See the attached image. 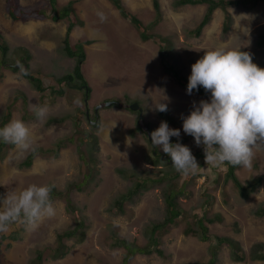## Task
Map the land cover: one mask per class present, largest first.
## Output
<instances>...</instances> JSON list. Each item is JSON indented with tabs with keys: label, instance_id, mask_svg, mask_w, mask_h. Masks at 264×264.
I'll use <instances>...</instances> for the list:
<instances>
[{
	"label": "rangeland",
	"instance_id": "374dc122",
	"mask_svg": "<svg viewBox=\"0 0 264 264\" xmlns=\"http://www.w3.org/2000/svg\"><path fill=\"white\" fill-rule=\"evenodd\" d=\"M71 1L83 25L72 32L71 45L78 41L94 42L86 47L87 59L82 66L92 90L91 112L94 108L96 112L101 103L115 101L113 99L122 101L127 96L139 99L145 94L146 104H143L153 114L149 119L155 123L154 129L161 123L155 105L165 103L172 110V116L182 121L178 128L169 126L180 130L179 138L171 137L170 143L188 146L194 156L199 150L204 151V145L197 146L194 139L181 141L187 135L183 131V118L194 110V103L198 106L201 100H210L188 94L174 82L164 71L159 44L154 39L143 42L138 31L121 17L111 2L58 0V4L65 6ZM176 1L159 0L161 16L152 0H123V4L149 26V34L172 37L174 60L184 74L191 75L192 64L202 58L205 51L221 46L249 52L264 68V45L259 44L264 33V3L251 9L229 8L231 30L227 34L222 32L227 14L216 10L210 24L197 37L190 32L202 22L208 6L177 7ZM10 2L0 0V32L12 52L29 51L31 74L42 77L50 91L63 89L56 78L76 65L74 59L61 51L69 20L54 22L38 13L37 10L50 8L48 0H19L15 14L20 19L14 21L9 16ZM97 11L106 15L105 22L100 21ZM95 40L101 41L103 46L100 48ZM0 71L3 73L0 77V123L9 107L11 120L21 119L30 127L35 150L51 151L37 153L31 166L23 167L32 151L20 153L7 143L9 149L0 153L3 157L0 159V196L4 198L9 191L18 193L31 184L49 185L56 195L53 199L56 215L43 218L35 230L17 222L6 233H0V264H124L130 251L122 242L130 248L148 245L153 226L163 223L167 214L166 181L150 183L131 198H123L136 181L129 176L124 178L119 171L135 172L150 180L159 178L157 172L149 169L153 168L149 164L152 148L146 139L139 134L129 137L136 124V115L116 106L105 108L99 111V125L91 126L96 120L87 114V120L84 117L83 90L65 86L63 95L49 98L46 93L41 96L20 71L7 70L3 65ZM77 99L81 101L79 105L74 102ZM32 104L46 105L47 115L43 119L34 116L24 120L26 114H34L30 109ZM63 116H68L64 123L48 124L51 118ZM174 139L178 141L174 143ZM60 143L61 147L57 148ZM56 150H60L58 155L54 154ZM196 160L198 165L203 162L204 166L195 172L204 171L208 180L196 178L189 183L187 194L177 200L182 218L160 230V248L165 257L156 252L137 254L127 264H208L212 258L211 243L203 241L199 233L186 234L197 216H202V204H206L208 217L215 219L213 224L205 223L211 229L210 236L236 240L246 257L244 262L237 263L225 247L218 254L216 264H264L251 259L253 247L264 244V217L255 214L264 206V149L256 152L251 169L240 167L236 172L244 185L262 178L248 200H243L234 182L226 178L225 163L216 167L207 165L205 159ZM77 186L83 189L78 190ZM68 200L73 209L69 208ZM77 218L83 224L78 237L63 240L69 253L63 259H53L59 235L80 227ZM148 247L154 249L153 245ZM40 253L42 261L39 263Z\"/></svg>",
	"mask_w": 264,
	"mask_h": 264
},
{
	"label": "clouds",
	"instance_id": "9594fccd",
	"mask_svg": "<svg viewBox=\"0 0 264 264\" xmlns=\"http://www.w3.org/2000/svg\"><path fill=\"white\" fill-rule=\"evenodd\" d=\"M96 15L99 17L102 23L107 20L106 15L102 11H97ZM210 21L208 25L210 24ZM82 26L83 25L75 26L69 33L70 45L72 32L77 27ZM95 41V44H98L100 48L103 46V43H99L101 41ZM93 43L94 42L92 40H86L84 42L78 41L74 46L71 45L74 50H76L77 45H82L85 52V59L81 63V71L83 74L82 81L74 74L78 60L77 58H69L65 54L64 44L63 48L61 49L62 53L69 59H74L76 65L73 70L68 71L62 76H58L56 78L57 84L63 86V89L57 90L54 88L52 91H50L48 87L45 86L44 79L42 77L31 74L29 68L30 59L27 60L25 58L27 54L31 58V55L27 50L20 49L15 53L12 52L11 49L4 60L2 53H0V66L3 65L5 69L10 71H20V73L27 80H29L34 89L41 94V96L46 93L47 97L49 98L53 97L52 95H58L59 97L63 95L65 86L77 90H83L85 92L84 117L86 119L87 114L88 117L94 118L96 120L94 124L90 123L91 126L97 127L99 125V111L105 108L116 106L118 108L130 111L132 114H135L136 116L134 121L136 120V124L129 137H132L133 135L137 136L139 134L146 139L149 147L152 148V152L149 150V159L151 160L149 164H151L153 168L149 169H151L154 173L157 172L160 179H164V181L168 182L165 197H167L169 194H177L178 200V198L180 199L181 196L187 194V188L191 181L196 180V178H205V181L208 180V176L204 171L198 173L195 172L200 166H204L203 162L198 165L196 159H205V163L207 165H213L216 167L224 163L225 165L227 163L228 165L231 164L232 166H238L235 169V175L240 167L246 169L252 168L253 159L256 152L264 149V68H261L253 63L252 55L249 52L241 51L240 48L230 49L223 46L216 47L212 50L205 51L204 56L192 64L190 76L187 73L185 74L187 77L189 76V82L187 85L188 94H194L192 91L194 89H198V86H202L206 92H211V98L194 94L202 99L210 100V102L201 100L198 106L194 103V110H192L190 115H188L186 118H183V131L187 135L184 136L181 141H183V143L189 142L191 139L189 140L187 137L193 136L194 138L192 139L195 140L197 146H200L201 144L204 145V151L201 150V153L197 152L194 156L188 146L182 145L179 142L175 143L174 141L173 142L175 144L170 143L171 137L179 138L180 136V130L172 128H178L180 125L173 126L168 124L161 116V112L166 111H168V113L172 116V110L167 106V104L159 102L155 105L160 118L158 120L161 123L157 129L153 128L155 123L149 119L152 118L153 114L151 111H148L147 107L144 105L146 104L145 99L143 98L145 94H143V96H141L139 99H131L127 96L124 100H120L118 102L124 106L137 104L140 110L133 111L130 108L115 104L111 107L100 108L96 112L94 111V108L93 113L91 112L89 100L92 90L85 79L82 66L87 59L86 47L92 45ZM172 52L174 55L173 50ZM97 53L99 52L97 51ZM160 54L163 55L161 47ZM169 59L175 61L174 56ZM171 60L168 62H172ZM161 61L163 66H167L168 62L164 64L166 60H164L162 56ZM2 74V71H0V77ZM68 75L73 76L72 81L68 80L63 83L59 82V79ZM170 77L174 82H177L172 76ZM36 80L38 83H41L43 90L37 89ZM87 97L88 100L86 103ZM127 98L129 99L130 103H125ZM113 100H115L114 102H117V99ZM74 102L77 105L81 103L79 99L75 100ZM105 103L107 102L101 103L99 106ZM30 109L40 119H43L48 112L46 105L41 106L39 104H32L30 105ZM177 122L180 124L182 123V121ZM7 143H10L11 146H15V148L20 153L28 151L35 152V148L33 147L35 139L32 131L30 127L26 125L21 119H12L3 127H0V153L1 150L9 149ZM58 152H60V150ZM3 154L5 155L6 152H3ZM2 158L3 157L0 155V159ZM122 171L125 173L122 174L121 171L119 172L124 178L129 176L130 179L135 180L136 182H144V180L148 179L141 178L135 172L127 174L126 170ZM261 179L262 178H260V180ZM156 180H152V182L149 183H154ZM241 183L243 184L242 181ZM77 189L82 190L83 187L77 186ZM51 191L52 187L49 185L36 184H31L18 193L15 191H9L7 195L4 198L2 197L3 199L0 200V233H6L10 226L17 222L23 223L26 228L30 230H35L43 218H51L55 216L56 208L54 207L50 196ZM177 200L176 203L178 205ZM69 202L70 201L68 200V203ZM201 210L202 216H197V220L192 224V226H190L186 234L192 233L190 230L201 233L203 232L201 227L204 226L207 229V235L210 236L211 229L205 223L207 222L209 224H213V222L211 223L208 220L212 219L215 221V219H213V217H208L207 207H204L203 204L201 206ZM204 215H206V218L205 220L201 221ZM167 216L168 214H166V218ZM181 218L182 210L180 217L177 218L175 222ZM217 221L219 222L220 220L218 219ZM173 224L169 223L167 225L163 222L159 225H164L162 228H166ZM160 230L162 229H159L156 233H158ZM152 231L153 229L151 232Z\"/></svg>",
	"mask_w": 264,
	"mask_h": 264
},
{
	"label": "trees",
	"instance_id": "16d2710c",
	"mask_svg": "<svg viewBox=\"0 0 264 264\" xmlns=\"http://www.w3.org/2000/svg\"><path fill=\"white\" fill-rule=\"evenodd\" d=\"M114 7H116V9L119 11V13L121 14V17L128 20L132 26L138 31L140 38L143 41H148L150 39H155L161 47V51L163 53V55L161 54L162 58L164 60H166L164 62V64H166L168 61H170L171 57H173V52H172V40L171 38L167 37V36H162V35H153V34H149L148 30H149V26L145 25L143 23V21L136 16L134 13H132L131 11L127 10L126 7L123 4V0H109ZM153 1V5L154 8L156 10L157 13H159V15L161 16V10H160V3L159 0H152ZM49 2V6L50 8L48 9H44V10H37L38 13H41L42 15L46 16L47 18H51L54 22H59V21H63L65 19L69 20L70 24L68 27V32H67V36L66 39L64 41L65 47H64V52L65 54L69 57V58H77V65L75 67L74 70V74L76 75V77L78 79H80L81 81L83 80V74L81 71V63L83 62V60L85 59V52L83 49L82 45H77L76 50H74L69 42V33L72 31V29L77 26V25H82V22L79 21V19L76 16L75 10L73 8L74 6V2L71 1L69 2L67 5L65 6H59L58 4V0H48ZM264 3V0H178L175 2V5L177 7L180 6H186V5H204L206 4L208 6L207 9V13L204 17V19L202 20L201 24L194 29L192 32H190V35H196L197 37L201 35L203 29L208 25L209 21L212 19V15L213 13L220 9L222 10L225 14H227L225 23H224V28H223V32L225 34H227L228 31L231 30V17L229 14V8L233 7H242L245 9H251L253 7H256L258 5V3ZM11 6L9 8V16L14 20L17 21L20 19V17L16 16L15 14V10L17 9V5H19V0H11L10 2ZM161 19V18H160ZM158 19L157 21L159 22ZM260 45H264V33L261 34L260 36ZM11 50L10 45L8 44L7 40L5 39V37L0 33V53H2V57L3 60L7 57L9 51ZM27 54V52H26ZM27 60L30 59V56L27 54L25 57ZM253 59V63H255L257 66L261 67L260 65H258L257 61L252 57ZM172 62H168L167 66H164V71L167 75L172 76L181 87H183L185 90H187V85L189 82V78L183 73L181 67L178 65L177 62L171 60ZM72 81L73 80V76L72 75H68L65 76L61 79H59L60 83L66 82V81ZM37 82V89L39 90H43L41 83ZM194 94L199 95V96H203V97H210L211 98V92L208 91L206 92L205 89L202 86H198V89H194L192 91ZM62 94V93H61ZM118 101H120L119 99H117ZM125 103H130L129 99L127 98ZM12 116V110L7 107L6 112L1 120L0 123V127H3L4 125H6ZM36 116L35 114L31 115V114H26L23 118L24 120H28L31 119V117ZM161 116L165 119V121L168 124H171L173 126H179L181 125L180 123H178L175 118H173L168 111L166 112H161ZM68 119V116H63L61 118H51L48 122V124L51 123H64L66 120ZM194 138L193 136H189L187 137V139H192ZM174 142H176V140H174ZM62 145V143H60L57 148H60ZM59 150H56L54 153L55 155H58ZM49 153L51 152L48 149H40V150H35V152H32L30 157L22 164L23 167H30L33 161L34 156H36L37 153ZM198 152H202L201 150ZM205 156V155H204ZM228 166V174L226 176V178L228 179H232L234 181V185L236 187V191L238 192V194L240 195V197L243 200H248L251 193H253L256 188L260 185L261 180H257L254 183H247V185H243L239 179L236 177L235 175V169L238 166H232L231 164H227ZM122 174H124V171H121ZM164 181V179H160L158 178L156 180L157 183ZM149 182H152V180L150 179H146L144 180V182H135L133 188L131 189V191L128 192L127 195L123 196V198H131L134 194L138 193L141 189H146L148 184H150ZM51 199L53 201L55 195V191H51ZM2 196H0V200H2ZM177 194H169L166 197V203H167V218L164 221V224H173L175 222V220L177 218L180 217L181 215V209L180 207H178L177 203ZM207 203V202H206ZM204 207H206V204H203ZM68 206L70 209H73V205H71V202L68 203ZM255 214L259 217H264V206H260V208H258L257 211H255ZM206 215H204V217L201 219V221L205 220ZM77 221H79V225L75 230H69L66 231L62 234L59 235V242L57 247L54 249L55 254L52 256L53 259H62L64 258L69 251L66 250V248L63 246V240L64 239H72V238H76L78 230L83 227L82 224V220L80 218H77ZM209 222H213L212 219L208 220ZM202 225V224H201ZM164 225H159L156 224L153 226V231H150V237H149V244L146 246H142V247H135L133 246L132 248H130L129 245L125 244L124 242H122V245H124L130 252L126 258V260L124 261V264H127V261L131 260L133 257H135V255L140 254V255H152L153 253H157L160 256H164V253L161 251L162 248H160V244H161V231H159L158 233H156L159 229H163ZM201 229L203 230V232L199 233L197 231H193L190 230L192 233H199V236L202 237L203 241L206 242H210L211 243V248H210V253L212 255L211 260L209 261L208 264H216L217 262V257L218 254L221 253L225 247H228L230 252H231V257L232 259L237 262V263H241L244 262L246 257L243 254V250L242 247L240 245L239 242H237L236 240H232L229 237L226 236H209L207 235V229L202 226ZM84 239L81 238L79 240V242H82ZM150 245L154 246V249H151ZM117 246V243H116ZM119 246V245H118ZM251 259L252 260H256V261H263L264 262V244H257L253 247L252 253H251ZM37 261L40 263L42 261V253H40L38 255ZM126 262V263H125Z\"/></svg>",
	"mask_w": 264,
	"mask_h": 264
},
{
	"label": "water",
	"instance_id": "95a60500",
	"mask_svg": "<svg viewBox=\"0 0 264 264\" xmlns=\"http://www.w3.org/2000/svg\"><path fill=\"white\" fill-rule=\"evenodd\" d=\"M87 100H88V97L86 98V103H87ZM115 104H117V105H119V106H122V107H127V108H130L131 110H140L139 109V106H137V104H135V105H128V106H124V105H122V104H119L118 102H114V101H111V102H107V103H105V104H103V105H100V106H98V108L96 109V111H98V109H100V108H103V107H111V106H113V105H115ZM89 115V114H88Z\"/></svg>",
	"mask_w": 264,
	"mask_h": 264
},
{
	"label": "flooded vegetation",
	"instance_id": "af4514ba",
	"mask_svg": "<svg viewBox=\"0 0 264 264\" xmlns=\"http://www.w3.org/2000/svg\"><path fill=\"white\" fill-rule=\"evenodd\" d=\"M117 102H119L118 100H116Z\"/></svg>",
	"mask_w": 264,
	"mask_h": 264
}]
</instances>
